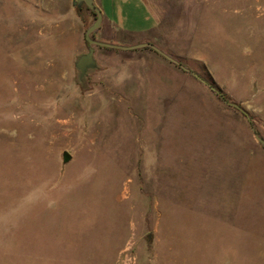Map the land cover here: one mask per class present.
<instances>
[{"label":"rangeland","instance_id":"374dc122","mask_svg":"<svg viewBox=\"0 0 264 264\" xmlns=\"http://www.w3.org/2000/svg\"><path fill=\"white\" fill-rule=\"evenodd\" d=\"M145 1L93 36L206 83L150 47L80 79L91 9L0 0V264H264V0Z\"/></svg>","mask_w":264,"mask_h":264},{"label":"crops","instance_id":"0c3cea01","mask_svg":"<svg viewBox=\"0 0 264 264\" xmlns=\"http://www.w3.org/2000/svg\"><path fill=\"white\" fill-rule=\"evenodd\" d=\"M94 3L102 11V28L147 34L155 27L156 16L145 0H94Z\"/></svg>","mask_w":264,"mask_h":264},{"label":"water","instance_id":"95a60500","mask_svg":"<svg viewBox=\"0 0 264 264\" xmlns=\"http://www.w3.org/2000/svg\"><path fill=\"white\" fill-rule=\"evenodd\" d=\"M72 3L76 6H81V4H85L88 8H90L95 13L94 20L92 23L86 28L85 30V39L88 43V48L85 53L80 54L77 59L74 61V67L79 71V78L82 79L89 71L94 70L97 68V60L94 56L95 52V46H106V47H112V48H121V49H135V48H142V47H150L157 51L158 53L162 54L167 59L173 61L175 64L179 65L184 70L190 72L195 77H197L202 82L206 83V81L201 78L197 73L192 71L191 69L185 67L183 64H181L178 60L173 58L172 56L165 53L163 50H161L159 47H157L155 44L151 42H139L132 45H119L114 44L110 42H104L101 40H98L93 36L94 30H96L101 22H102V11L101 9L94 3V0H72ZM215 91L217 89L211 87ZM226 103H229L226 101ZM257 139L264 145V139L257 136Z\"/></svg>","mask_w":264,"mask_h":264},{"label":"trees","instance_id":"16d2710c","mask_svg":"<svg viewBox=\"0 0 264 264\" xmlns=\"http://www.w3.org/2000/svg\"><path fill=\"white\" fill-rule=\"evenodd\" d=\"M90 9V8H89ZM93 13H94V11H93ZM94 17H95V13H94Z\"/></svg>","mask_w":264,"mask_h":264}]
</instances>
